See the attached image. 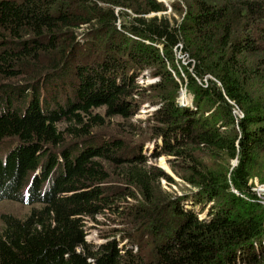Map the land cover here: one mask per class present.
Returning a JSON list of instances; mask_svg holds the SVG:
<instances>
[{"label":"trees","instance_id":"trees-1","mask_svg":"<svg viewBox=\"0 0 264 264\" xmlns=\"http://www.w3.org/2000/svg\"><path fill=\"white\" fill-rule=\"evenodd\" d=\"M166 11L155 0H0V202L31 207L1 216L0 264H264V205L248 183L264 152V0H180L179 22L146 18ZM146 75L157 82L138 87ZM182 82L190 108L176 103ZM142 105L155 108L142 146L92 133ZM158 141L187 164L188 197L152 191L169 180L142 151ZM198 151L234 165L208 170ZM108 165L121 168L117 189ZM115 213L131 235L89 244L87 220Z\"/></svg>","mask_w":264,"mask_h":264},{"label":"rangeland","instance_id":"rangeland-1","mask_svg":"<svg viewBox=\"0 0 264 264\" xmlns=\"http://www.w3.org/2000/svg\"><path fill=\"white\" fill-rule=\"evenodd\" d=\"M157 2L162 3L163 6L166 7L167 11L164 13H152L146 16V18L156 17L157 19L165 17L169 20V22H179L180 20V13H174L172 11V5L178 4L180 0H155ZM178 6V5H177ZM176 6V8H177ZM119 11V9H117ZM122 12L124 15L130 16L131 14L129 11H119ZM111 36V35H110ZM102 37V35L100 36ZM102 38L96 39V44L99 46L102 43ZM109 38V37H108ZM90 39V38H89ZM117 39V37H115ZM85 49V46L82 48L81 52H83ZM174 59L176 60L174 64L176 65L179 73H183V65H186V60L178 53L174 56ZM167 66H170L169 64H166ZM174 78H177L175 73L173 74ZM177 80V79H176ZM157 79L149 77L148 75L137 78L136 84L138 87H146L150 84L156 83ZM181 88L179 90V95L177 97L176 103L180 107H192V96L190 93H188L183 85V82L180 83ZM152 94V93H150ZM146 94L147 98L152 97V95ZM206 103L201 104L200 107L203 111L206 109H209L207 107ZM134 114L131 115V117L127 119H122L119 117H114L110 119H104V126H100L97 128L92 129V133L99 139H102L104 137H109V139H119L124 141L125 143L130 144V149H134L137 147L142 146L144 141L149 138L151 135L149 129L151 126H153V121L150 120V116L153 110H155L154 107H148L147 105H142L138 109L136 107H133ZM194 113V110H192ZM104 114L103 110H95L92 112V115H97L99 117H102ZM160 144L159 141L157 143V146H149L148 148L143 147L142 151L143 154L148 159L147 162V168H150L152 170V175H158V173H162L166 175L169 180L166 181L165 179H161L157 183L151 184L152 191H159L157 188H155L156 184H158L160 191L167 192V193H173L176 196H182V197H188L190 194H193L194 191H197L194 189V187L189 186L184 181V177L188 175V168L187 164L183 162L180 159H176L171 156H167L163 154V150H160ZM158 155L156 159H149L153 155ZM194 156L197 161H200L203 163L208 170H212L217 173L224 174L225 170H229L228 167H231L234 165V161L229 162L222 159L221 156H213L212 158H208L206 156H203L201 152H195ZM121 168L115 167L114 165H108V174L111 177L109 185L117 189V177ZM250 180L249 185H251L252 190H259L263 189L264 191V152H262L261 156L253 163V165L250 167ZM261 196V195H260ZM189 198H187L188 200ZM189 202V201H188ZM191 206V204H189ZM125 207V206H124ZM188 208V207H187ZM31 207L26 204H19L16 202L11 201H1L0 202V218L2 215H10L15 218H24L28 212L30 211ZM120 213H124L123 209ZM196 213H198L200 218H203L205 215L204 213L199 212V210H196ZM129 221V220H128ZM127 221V222H128ZM128 225L124 223V218L121 217V214L115 215H107L105 217H97L94 219H88L86 230H87V242L91 245H97L101 244L106 240L104 235L106 234L105 231H113L114 234L116 232H121L124 230H128L129 234L131 230ZM127 227V228H126ZM0 228H1V221H0ZM122 233V232H121ZM131 235V234H130ZM135 235V233H133ZM121 238V237H120ZM117 237L116 239H120Z\"/></svg>","mask_w":264,"mask_h":264},{"label":"built area","instance_id":"built-area-1","mask_svg":"<svg viewBox=\"0 0 264 264\" xmlns=\"http://www.w3.org/2000/svg\"><path fill=\"white\" fill-rule=\"evenodd\" d=\"M254 191L256 197L259 199V202L264 205V191L263 189H259L258 191L256 190H252ZM261 195V196H260ZM263 246H264V243H263Z\"/></svg>","mask_w":264,"mask_h":264}]
</instances>
